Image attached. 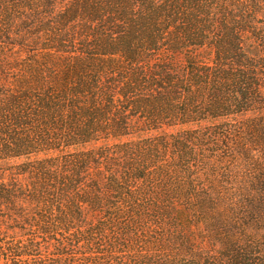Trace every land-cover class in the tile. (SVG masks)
I'll return each mask as SVG.
<instances>
[{"label":"trees","instance_id":"obj_1","mask_svg":"<svg viewBox=\"0 0 264 264\" xmlns=\"http://www.w3.org/2000/svg\"><path fill=\"white\" fill-rule=\"evenodd\" d=\"M0 264H264V0H0Z\"/></svg>","mask_w":264,"mask_h":264},{"label":"rangeland","instance_id":"obj_2","mask_svg":"<svg viewBox=\"0 0 264 264\" xmlns=\"http://www.w3.org/2000/svg\"><path fill=\"white\" fill-rule=\"evenodd\" d=\"M251 43H252L251 40L248 39V40H247V47H249ZM252 45H253V44H252Z\"/></svg>","mask_w":264,"mask_h":264}]
</instances>
